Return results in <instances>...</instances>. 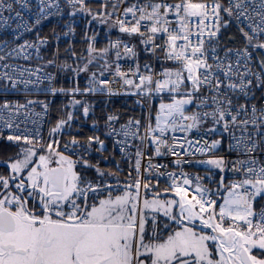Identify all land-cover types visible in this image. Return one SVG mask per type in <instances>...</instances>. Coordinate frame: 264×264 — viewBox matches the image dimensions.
<instances>
[{
	"label": "snow or ice",
	"instance_id": "6c2138e0",
	"mask_svg": "<svg viewBox=\"0 0 264 264\" xmlns=\"http://www.w3.org/2000/svg\"><path fill=\"white\" fill-rule=\"evenodd\" d=\"M125 2L117 0L113 12ZM5 3L0 0V10ZM40 3L37 25L49 14L47 8L56 7L59 12L52 0H47V5L45 0ZM68 3L80 4L85 10L84 0ZM11 7L7 4L8 10ZM121 15L125 19L115 21L121 33L138 35L142 44L151 45L153 54L159 51L163 60L173 65L158 75H140L137 65L132 75L138 82L116 66L123 84L135 88L132 94L149 98L153 93L168 94V102L162 99L159 104L154 125L151 116L143 125V135L139 120H129L119 130L113 128L107 133L125 138L117 141L121 152L125 151L127 138L132 137L140 145L152 147L156 156H176L174 163L179 166L182 153L177 146L184 148V143L173 136L170 144L169 132L191 133L211 119L214 127L207 131L215 133V126H220L229 136L227 150L235 152L238 159L229 161L216 155L222 139L205 141L196 151L209 156L199 163L220 173L215 190L203 185L199 176L193 179L182 173L181 183L175 173H167L172 182L161 193L149 177L153 168L163 166L153 165L149 158L142 172L141 159L146 154L142 147H136L135 176L130 172L121 181L115 172L105 173L87 160L72 159L74 151L72 155L65 154L69 143L73 148L83 147L76 139L61 149L55 136L72 119L71 113L68 120L61 119L50 129L49 142H44L38 131L33 134L27 127L21 130L15 123L20 114L27 120L29 105L35 101L0 103V139L18 149L3 161L7 174L0 173V264H264V105L258 107L250 102L254 88L264 89V58L259 61L260 71L255 72L250 67L249 51L264 49V0H137ZM128 16L131 21L126 19ZM232 20L237 22L246 43L241 49H225L221 56L219 34ZM44 43L42 39L39 44L25 42L7 55L30 59L27 50L35 47L39 54V46ZM120 43H110V47H119ZM88 51L91 55L96 50L90 44ZM124 51L135 56L133 47L127 44ZM5 59L0 55V61ZM47 63L54 65L56 61ZM0 67L11 69L0 72V80L9 81L14 90L19 84L26 90L29 84L38 85L42 79H55L51 74L41 78L39 68L9 64ZM145 69L152 71L149 65ZM86 70L87 65L73 69L77 74ZM33 76L35 80L30 78ZM111 83L107 79L96 81V73H92L89 87L83 92L118 94L111 89ZM4 90H9L7 85ZM48 91L52 95H75L81 89L50 87ZM241 96L245 103L239 102ZM189 105L212 110L189 112ZM43 107L46 111L47 104ZM83 112L87 116L89 108L85 106ZM118 119L116 115L107 117L110 124ZM3 128L18 134L4 137ZM94 142L102 151L103 141L89 137L88 145ZM184 142L189 146L194 143L187 136ZM187 152L185 149L184 154ZM78 165L82 169L94 167L98 179L89 180L82 170L77 171ZM226 171L238 178L226 183ZM109 177L115 182H108Z\"/></svg>",
	"mask_w": 264,
	"mask_h": 264
},
{
	"label": "built area",
	"instance_id": "2783aa9c",
	"mask_svg": "<svg viewBox=\"0 0 264 264\" xmlns=\"http://www.w3.org/2000/svg\"><path fill=\"white\" fill-rule=\"evenodd\" d=\"M117 0H84V9L81 10L80 4H70L68 0H52L53 5H58L59 12H57L56 7L47 8L48 15L45 18L41 19V22L37 25L36 19L40 15V0H6L5 8L0 10L2 15H0V55H5L6 59L0 61V65L9 64L13 67L20 66L23 68L37 69L40 71L38 75L43 78L47 74H51L55 79L49 82L46 79H42V82L37 84H29L27 89L23 84H19L18 90L11 89L10 82L7 80H0V103L8 101L10 103H20L24 104L28 100L35 101L36 103L29 105L30 115L25 119L23 114H20L16 117L15 123L20 124L21 130L27 127L33 134L36 131L39 132V135L43 138L44 142H49V131L53 128L58 121L61 119L68 120L67 116H60L56 118L57 112L55 110L56 102L58 100L69 102L71 105V110L69 113L72 115V119L64 125L59 133L56 134L55 139L59 140L60 147L63 149V145L69 143L71 140L76 139L79 141V145L73 148L69 143V151L65 154L72 155L74 151L75 154L72 155L75 159L83 160H94L97 165L108 164L113 165L118 171H129L135 176L134 165H135V152L136 147L140 146L145 151V156L141 159V171L149 164V158H151V163L153 165H161L163 167L153 168L150 174V182L153 185H158L159 191L161 186L167 188L171 184V179L168 177L167 173H175L176 179L178 182L182 183V173L187 174L189 178H195L197 176L201 177L200 181L203 185L215 190L216 181L219 179V171L212 168L210 165L199 163L201 160H206L209 158L208 155L202 154L196 151V148L201 147L205 141L211 142L215 139H222L223 143L216 155L225 156L229 161L237 160L238 156L235 152H229L227 146L229 143V136L227 133L222 132L220 126L216 127L215 133H210L207 130L209 128H201L200 130L193 129L191 133H182L175 132L168 134L169 143H172V137L175 136L180 142L184 143V148L177 146V151L182 153L179 157L182 163L178 166L174 163L177 159L176 156L171 154H165L156 156L154 154L153 148L148 146L140 145L138 139H133L132 137L127 138V146L124 152H121V144L117 141L125 140L123 136L108 135L113 128L119 130L121 125L127 124L129 120H139L141 122L140 134L143 135V125L148 122L149 116H151V111L155 101L161 97L168 95L167 92L164 94L153 93L151 98L145 95L132 94L135 93V88L128 87L123 84V80L116 74V66L119 65L120 70L129 75V78L134 80L138 79L136 76H133L132 73L136 71L137 65L139 66L140 75H149L156 74L158 75L163 68L172 67V62L164 61L162 54L157 51L155 54L151 51V45H145L140 42L141 38L138 35H129L127 33H121L119 31L118 25L115 24L117 18L125 19L121 14L123 13L124 8L130 6L133 3H136L137 0H126L125 3L119 4L116 12H113V4ZM140 3H143L144 0H139ZM7 4H11V10H8ZM47 5V0H45ZM95 6L98 8V11L95 12ZM19 13V16H17ZM74 13V14H73ZM107 13H113L111 16H108ZM99 19V21H98ZM131 21V16L126 18ZM228 19V17H225ZM22 25L21 27H17ZM107 25L113 26V29L121 36L120 38L113 39L110 43L115 44L117 41H120L119 47H110L109 51L112 55V64L106 66L105 69H96L92 73H96V81L107 79L112 81L110 87L113 92L118 93L114 95H109L107 91H95L84 93L83 90L89 87L90 79L92 73L87 74L83 82L80 81V73H74V75L68 77L64 82L67 84H61V73L62 68L59 67L63 65L61 63V47L66 46L69 49V44L74 43L79 39L80 36L87 42L88 47L91 44L94 49L97 51V45L101 38L100 31L101 27ZM243 27V25H240ZM27 27L28 31H25ZM233 28L237 31L243 38V44L241 46H222V36L226 29ZM245 30H247L245 28ZM141 31H144L142 28ZM67 33V34H66ZM45 40L46 43L39 46V54L35 47L28 49L30 53V59H24L21 57L8 56L12 49L18 48L19 45L25 44V42L39 44V40ZM220 39V55L223 56L225 49H241L245 45V39L239 31V27L235 20H232L229 23L227 28H222L219 34ZM6 42V43H5ZM160 43V41H157ZM127 44L129 47H133L135 56L125 53L124 45ZM91 53V56H95V52ZM249 51L252 53V60L250 62V67L253 71L259 72L257 68L254 49L249 48ZM117 52H119V57H117ZM50 55V56H49ZM157 57H160L159 59ZM55 59L56 63L54 65L48 64L47 61ZM233 61L235 57L232 56ZM212 62L211 60L209 61ZM145 65L151 67V73L145 69ZM11 72L10 68L0 67V72ZM103 72V75L101 73ZM15 75V74H14ZM27 76V74H25ZM32 80H35V77H30ZM7 85V91L4 90V86ZM50 87L72 89L79 87L81 89L80 93L73 95L72 93H56L52 95L48 89ZM255 95L251 98V103H255L258 107L264 105V89L254 88ZM114 99H121L127 103L136 102L138 105L142 106L145 111V117L143 120L135 117L128 119H123L121 114L110 108V102ZM89 100H102L105 102L103 109L104 113V134L106 140L103 141V150L99 151L100 145L98 143H92L91 146L88 145V140L77 137L74 135V131L79 132L82 126H86L89 123L91 118L92 111L89 107ZM235 100V97H234ZM73 101H80L79 104H74ZM240 103H245V98L241 96L239 98ZM47 104V110L45 111L43 105ZM87 106L89 108L88 115L85 116L83 108ZM81 108V117L78 126H76V111ZM66 106L62 105L61 111H65ZM199 111H211L212 108L198 109ZM39 113L40 115H35ZM7 115V113H5ZM109 115H116L119 119L114 123H108L107 117ZM35 121V123H33ZM206 122H211L209 119ZM213 124V123H212ZM78 127V128H77ZM214 127V126H213ZM212 128V127H210ZM9 134H18L14 133L12 129L3 128L2 135L6 137ZM239 133H237L238 135ZM187 136L188 139L194 141L192 146H189L184 142V137ZM92 137V136H90ZM226 140V141H225ZM1 142H8L6 139H0ZM195 141H200L199 144ZM87 148V151H85ZM185 149L188 150L187 154H184ZM162 152H165V149H161ZM264 158V154H261ZM242 158V157H241ZM145 175H149L145 173ZM212 176L210 180L208 177ZM225 175V182H229L232 179L238 178L233 175L231 171H226L223 173ZM98 178L89 179L96 181ZM114 179V178H113ZM120 179V178H119ZM121 180V179H120ZM115 182L111 178H108V182ZM122 181V180H121ZM194 188V185H193ZM259 199V198H258Z\"/></svg>",
	"mask_w": 264,
	"mask_h": 264
},
{
	"label": "trees",
	"instance_id": "16d2710c",
	"mask_svg": "<svg viewBox=\"0 0 264 264\" xmlns=\"http://www.w3.org/2000/svg\"><path fill=\"white\" fill-rule=\"evenodd\" d=\"M94 10L95 12H97L98 8L95 6ZM100 32H101L100 33L101 38L97 45L98 49L105 47V46L109 47V44L113 39L121 37L114 29L113 30L109 29L107 25H105L104 27H101ZM242 44H243V38L233 28H229L224 31V34L222 36V43H221L222 46L224 47L241 46ZM69 47H70L69 49H67L66 46L61 47V63L63 65L66 64L69 66L62 70V73L60 76L61 84H67V82H64V81L68 77L74 75L75 72L73 71V69H77V68L83 69V67L87 65L88 67H90L89 70L91 71L89 72L88 70L90 74L96 69H100V68L105 69L102 65L98 66V65H93L92 62L88 63L89 59H91L94 56H91L89 54L88 44L83 39L82 36H80L79 39L76 40L74 43L69 44ZM254 54H255L257 68L260 70L259 61L262 58H264V49H254ZM111 57L112 55L109 52L108 54V58L110 62L109 65H111L113 61ZM88 72L79 71L80 73L79 79L81 82H83L87 74H89ZM88 104L92 111V115H91V118L89 119V123L86 126H82L79 132L74 131L73 133L77 137H80L83 139H87L88 137L92 136V137H99L101 141H105L106 138H105L104 128H103V123H104L103 109L105 106V102L102 100H89ZM62 105L66 106L65 111H61ZM110 108L112 110L119 112L123 119L135 117V118H139L143 120V117L145 115L144 108L138 105L136 102L127 103L121 99H114L110 102ZM55 110L57 112V115H55L56 118H59L60 116H67L71 110V105L69 104V102L58 100L56 102ZM81 119L82 117H81V108H80L76 111V123H75L76 126H78ZM17 150L18 149L15 147V145L0 141V161L6 160L8 156L13 155L14 152ZM88 161L92 165L98 166L105 173L109 171L117 173L118 177L122 180H125V178L128 177L130 173L128 171H118L113 165H108V164L97 165L94 160H88ZM79 171H81V169H79ZM82 171H83V174L88 179L98 178L94 167L90 168V170H82ZM109 178L114 180L112 177H109ZM161 190H164L163 186H161Z\"/></svg>",
	"mask_w": 264,
	"mask_h": 264
},
{
	"label": "rangeland",
	"instance_id": "374dc122",
	"mask_svg": "<svg viewBox=\"0 0 264 264\" xmlns=\"http://www.w3.org/2000/svg\"><path fill=\"white\" fill-rule=\"evenodd\" d=\"M109 29L113 30V26L110 25L109 26ZM110 45V44H109ZM107 49V52H103V50ZM109 47H102V48H99L97 49V51L95 52V56L91 58V61H92V64L93 65H102L104 68L109 65V58H108V54H109ZM112 58V57H111ZM85 67V66H84ZM83 67V68H84ZM90 69V67L87 66V70L86 72H88V70ZM102 69V68H100ZM91 70H89L90 72ZM88 72V73H89ZM163 99L164 102H168V95H165V96H161L159 97L154 105H153V108H152V112H151V117L153 118V125H154V117L156 115V112L158 110V107H159V104L161 102V100ZM188 109H189V112H196L198 111V109L194 106V105H189L188 106ZM105 120V119H104ZM214 125L211 123V122H202L201 125L195 129V130H200L201 128H210V127H213ZM16 152V151H15ZM14 152V153H15ZM88 161V160H87ZM89 162V161H88ZM90 163V162H89ZM91 164V163H90ZM92 168V167H91ZM77 169L79 171V169L81 170H90V168H84L82 169L80 165L77 166ZM129 172V171H128Z\"/></svg>",
	"mask_w": 264,
	"mask_h": 264
},
{
	"label": "flooded vegetation",
	"instance_id": "af4514ba",
	"mask_svg": "<svg viewBox=\"0 0 264 264\" xmlns=\"http://www.w3.org/2000/svg\"><path fill=\"white\" fill-rule=\"evenodd\" d=\"M4 160L0 161V173H3V174H7V167L6 165L3 163ZM78 171V169H77Z\"/></svg>",
	"mask_w": 264,
	"mask_h": 264
},
{
	"label": "water",
	"instance_id": "95a60500",
	"mask_svg": "<svg viewBox=\"0 0 264 264\" xmlns=\"http://www.w3.org/2000/svg\"><path fill=\"white\" fill-rule=\"evenodd\" d=\"M161 193H163V192H161ZM167 196H171L172 197V194L171 193H168V194H166Z\"/></svg>",
	"mask_w": 264,
	"mask_h": 264
},
{
	"label": "crops",
	"instance_id": "0c3cea01",
	"mask_svg": "<svg viewBox=\"0 0 264 264\" xmlns=\"http://www.w3.org/2000/svg\"><path fill=\"white\" fill-rule=\"evenodd\" d=\"M163 192V191H162ZM169 198H171V196H168Z\"/></svg>",
	"mask_w": 264,
	"mask_h": 264
}]
</instances>
